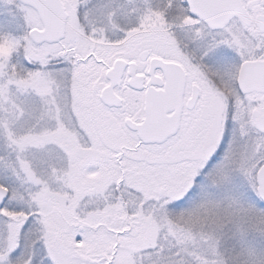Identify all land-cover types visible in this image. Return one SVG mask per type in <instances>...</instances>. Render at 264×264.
Masks as SVG:
<instances>
[{"label":"snow or ice","instance_id":"obj_1","mask_svg":"<svg viewBox=\"0 0 264 264\" xmlns=\"http://www.w3.org/2000/svg\"><path fill=\"white\" fill-rule=\"evenodd\" d=\"M0 264H264V0H0Z\"/></svg>","mask_w":264,"mask_h":264}]
</instances>
